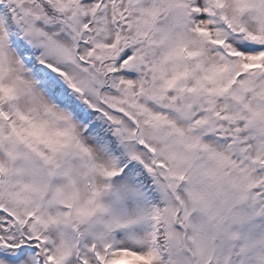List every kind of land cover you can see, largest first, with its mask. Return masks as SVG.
I'll use <instances>...</instances> for the list:
<instances>
[{
  "label": "snow or ice",
  "instance_id": "6c2138e0",
  "mask_svg": "<svg viewBox=\"0 0 264 264\" xmlns=\"http://www.w3.org/2000/svg\"><path fill=\"white\" fill-rule=\"evenodd\" d=\"M0 264H264V0H0Z\"/></svg>",
  "mask_w": 264,
  "mask_h": 264
}]
</instances>
